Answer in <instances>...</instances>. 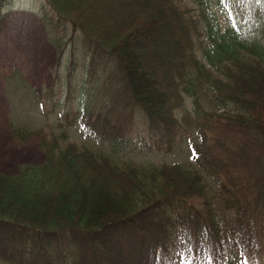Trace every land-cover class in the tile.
Wrapping results in <instances>:
<instances>
[{
    "label": "trees",
    "instance_id": "trees-1",
    "mask_svg": "<svg viewBox=\"0 0 264 264\" xmlns=\"http://www.w3.org/2000/svg\"><path fill=\"white\" fill-rule=\"evenodd\" d=\"M45 2L112 58L132 107L160 139L172 141L184 125L195 163L117 161L70 141L63 126L24 128L44 160L0 172V260L225 264L239 255L256 264L264 244V9L245 13L241 0H128L135 10L126 24L123 0ZM160 31L171 60L156 86L133 45ZM204 87L214 110L199 101ZM106 119L95 118L102 134Z\"/></svg>",
    "mask_w": 264,
    "mask_h": 264
},
{
    "label": "rangeland",
    "instance_id": "rangeland-1",
    "mask_svg": "<svg viewBox=\"0 0 264 264\" xmlns=\"http://www.w3.org/2000/svg\"><path fill=\"white\" fill-rule=\"evenodd\" d=\"M123 1L126 22L125 12L135 8ZM240 6L245 13L264 9V0H241ZM109 13L117 22L118 17ZM162 32L149 42L139 38L133 45L143 71L156 86L171 60L161 43ZM125 91L112 58L94 51L68 23L57 21L45 0H0V172H16L22 164L44 160L36 138L26 136L22 129L46 124L67 128L70 141L100 149L117 161L194 164L184 125L172 141L160 139L157 129L148 128L141 110L132 107ZM197 95L205 109L214 110L206 87L198 89ZM184 106L191 107L188 96ZM98 115L107 118L102 126L109 124L105 134L97 126ZM111 133H119L123 144L114 145ZM214 188L218 186L212 184ZM0 264L6 263L0 260ZM225 264H241L240 256L227 258ZM256 264H264V244Z\"/></svg>",
    "mask_w": 264,
    "mask_h": 264
}]
</instances>
